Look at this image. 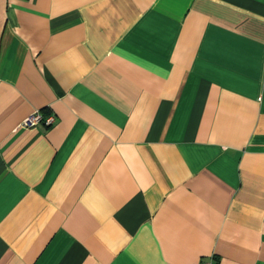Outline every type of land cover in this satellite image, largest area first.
Listing matches in <instances>:
<instances>
[{
  "label": "crops",
  "instance_id": "obj_1",
  "mask_svg": "<svg viewBox=\"0 0 264 264\" xmlns=\"http://www.w3.org/2000/svg\"><path fill=\"white\" fill-rule=\"evenodd\" d=\"M203 260L264 264V0H0V264Z\"/></svg>",
  "mask_w": 264,
  "mask_h": 264
},
{
  "label": "built area",
  "instance_id": "obj_2",
  "mask_svg": "<svg viewBox=\"0 0 264 264\" xmlns=\"http://www.w3.org/2000/svg\"><path fill=\"white\" fill-rule=\"evenodd\" d=\"M54 117L52 115L43 116L40 110H34L30 113L23 121L21 126L23 127H33L37 123L43 121L45 124H50ZM200 264H211L209 260H203Z\"/></svg>",
  "mask_w": 264,
  "mask_h": 264
},
{
  "label": "trees",
  "instance_id": "obj_3",
  "mask_svg": "<svg viewBox=\"0 0 264 264\" xmlns=\"http://www.w3.org/2000/svg\"><path fill=\"white\" fill-rule=\"evenodd\" d=\"M43 115V114H42ZM44 116V115H43Z\"/></svg>",
  "mask_w": 264,
  "mask_h": 264
}]
</instances>
